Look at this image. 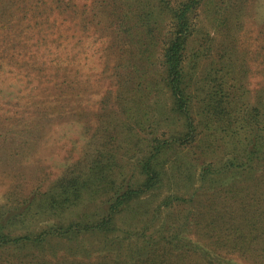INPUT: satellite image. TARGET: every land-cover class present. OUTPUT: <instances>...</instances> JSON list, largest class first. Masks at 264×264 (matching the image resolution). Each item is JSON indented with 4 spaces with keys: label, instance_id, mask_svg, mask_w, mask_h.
<instances>
[{
    "label": "rangeland",
    "instance_id": "obj_1",
    "mask_svg": "<svg viewBox=\"0 0 264 264\" xmlns=\"http://www.w3.org/2000/svg\"><path fill=\"white\" fill-rule=\"evenodd\" d=\"M155 4L157 0H0V218L12 217L14 224L25 218L28 228L39 232L58 217L48 212L47 201L91 171L97 151L107 148L106 134L116 132L124 116L120 73L139 68L152 87L137 97H145L152 113L168 106V93L156 89L164 22L150 32L151 21L139 19L156 10ZM192 22L189 46L197 55L191 61L198 59L203 70L220 64V55L223 60L229 56L223 74L232 100L223 105L234 115L233 123L222 122L221 129L206 118L198 137H209L211 129V147H190L192 162L197 168H215L239 158L251 145L242 127L245 113L254 119L251 127L260 126L264 152V0H203ZM199 90L205 95L204 87ZM197 103L193 99V114ZM124 136L109 142L114 166L107 167L108 173L129 171L138 157ZM258 175L264 177V165ZM252 179L247 185L237 183L245 186L231 207L244 214L247 207L257 206L250 218L264 221V180L257 184ZM200 185L195 181L180 189L191 192ZM218 187L205 183L198 192L205 196ZM81 207L67 209L61 218H76ZM61 245L54 243L49 255L40 253L37 261L30 255L26 262L14 255L17 251L4 249L0 264L81 262ZM249 245L247 252L227 246L217 252L238 264H264V244Z\"/></svg>",
    "mask_w": 264,
    "mask_h": 264
},
{
    "label": "trees",
    "instance_id": "obj_2",
    "mask_svg": "<svg viewBox=\"0 0 264 264\" xmlns=\"http://www.w3.org/2000/svg\"><path fill=\"white\" fill-rule=\"evenodd\" d=\"M202 2L157 0L156 10L139 18L151 21L150 32L161 28L164 22L156 89L161 87L168 93V106L156 107L152 113L148 101L145 106V97H137L152 87L139 68L131 74L120 73L118 78L125 87L124 116L115 126L116 132L106 134L107 148L97 151L88 174L47 201L48 212L58 217L39 232L29 229L25 218L17 224L12 217L0 218L1 253L12 249L21 261L26 262L30 255L37 261L40 253L48 254V249L62 244L64 251L81 261L79 264H238L218 253L217 248H243L247 252L249 244H264V221L250 218L258 207H247L244 214L235 213L231 207V201L237 195L241 197L240 188L245 186L242 184L247 185L256 176L258 180L252 181L257 184L264 180L258 175V168L264 165L258 123L251 127L254 119L245 113L242 127L247 129L246 140L251 145L239 158L223 162L222 166L197 168L188 152L199 143L211 147V129L209 137L206 133L201 139L198 137L202 134L198 128L206 118L213 119L216 129L222 128V122L234 120L233 112L223 105L232 100L229 81L223 74L229 56L223 60L224 55H220V64H207L203 70L198 67V59L191 61L197 55L189 46L195 30L192 17ZM142 39L138 48L143 45ZM199 87L206 89L205 95ZM196 98L197 112L193 114L192 101ZM120 133L132 143L138 157L130 162L133 167L129 171L115 169L108 173L107 167L113 165L109 142ZM195 181L201 185L193 191L180 189ZM205 183L219 187L204 196L198 190ZM86 200L93 204L86 205ZM81 205L76 218H61L67 209ZM17 229L22 231L16 233ZM189 234L195 238L190 239Z\"/></svg>",
    "mask_w": 264,
    "mask_h": 264
}]
</instances>
